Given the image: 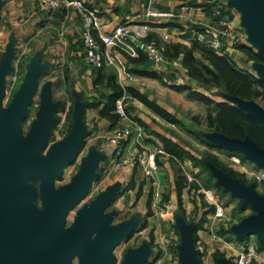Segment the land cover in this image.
Returning a JSON list of instances; mask_svg holds the SVG:
<instances>
[{"label": "crops", "instance_id": "1", "mask_svg": "<svg viewBox=\"0 0 264 264\" xmlns=\"http://www.w3.org/2000/svg\"><path fill=\"white\" fill-rule=\"evenodd\" d=\"M1 2L0 54L2 60H7L2 79V94L5 95L7 88L8 98L12 101L22 88L30 85L32 89L18 123V131L20 132V126L28 120L26 125L29 129L23 135L24 138L28 137L31 126L44 106L49 107L52 118L46 135V148L68 138L76 129V124H79L80 144L74 157L61 165L60 177L76 161L77 171L74 176L82 166L91 163L93 177L82 199L90 192L95 194L92 202L102 195L110 194L101 216L108 220L106 228H124L116 245L130 241L149 228L148 238H142L136 246L130 245L128 252L140 251L142 264H178L183 236L190 235L198 222L203 220L200 229L196 230L194 250L199 257L198 263L202 264V258L213 259L212 262L232 263L238 252L235 254L233 251L235 256L232 255L229 260L223 252L231 249V241L235 245L244 244L246 247L245 243L251 236L244 238L243 243V240L237 241L232 233L219 236L217 232L219 229L231 232L230 227L243 218H237V212H225V208L219 203H210L212 198L210 194L205 196L207 191L204 189L183 188L179 195L180 202L177 203L173 170L167 156L157 153L160 151L158 137L179 143L173 139L177 132L174 128L177 127L158 118L127 95L117 100L123 104L126 117L118 118L114 126L100 114L112 83L122 89L131 88L164 110L153 101L155 97L147 93L154 88L155 83L166 84V80H173L169 69L147 62L140 42L133 43L125 37H113L109 45H104L98 41L97 34L112 36L118 25H123L131 33L137 30L136 27L145 25L149 38L160 42L165 37L164 45L179 43L188 46L197 33L210 35L211 31L207 30L215 29V21L209 14L208 7L221 2L222 10L228 12L224 16L229 19L236 42L231 44L229 39H221L220 53L230 58L239 69L257 77L256 62L247 59L238 49L244 47L255 53L251 35L243 26L239 11L230 6L228 0H88L86 6L96 12L98 19V29L93 32V36L103 59L102 67L93 70L84 61L79 43L81 19L74 8L65 6L49 10L42 7L39 0ZM183 5L188 8L189 20L173 17L178 15L179 7ZM147 11L173 16L147 17ZM178 70L186 76L180 65ZM190 83L192 84L191 81ZM167 84H170L171 89L175 86V83ZM56 91L63 98H53ZM141 106L152 116L150 124L137 114V108ZM124 123H135L137 126H132L140 129L141 137L137 138L136 129H133L120 145L122 158L135 157V163L116 167L114 147L105 142L104 135L112 128L126 125ZM150 156L155 166L152 178L144 175ZM181 168H186L189 175L195 174L196 168H190L188 162H183ZM188 174H185L187 182L190 181ZM217 205L222 210V217L214 215ZM120 210L128 212L129 217L113 223ZM162 214H165L166 221L162 219ZM226 238L232 240L226 241ZM254 240L256 244L255 237ZM215 252L221 256L212 258Z\"/></svg>", "mask_w": 264, "mask_h": 264}, {"label": "water", "instance_id": "2", "mask_svg": "<svg viewBox=\"0 0 264 264\" xmlns=\"http://www.w3.org/2000/svg\"><path fill=\"white\" fill-rule=\"evenodd\" d=\"M229 5L238 8L242 14L243 26L251 35L258 60L264 63V0H228ZM7 60L0 63V98L2 79ZM256 75L264 81V67L256 64ZM31 86L22 88L15 95L5 111H0V142L3 166L0 169V264H66L89 238L99 231L98 237L87 247L80 264H112L108 256L124 228L105 227L108 220L102 217L110 194L102 195L78 212L76 224L59 234L67 211L86 194L93 177L92 165L87 163L72 178L64 189L54 192L50 184L40 189L45 208L37 217L33 207L23 209L22 204L30 202L33 190L22 186L26 178L51 181L60 179V167L72 159L80 144V130L77 123L74 132L63 141L46 148V135L52 123L50 109L44 106L38 119L31 126V133L21 140L18 123L25 111ZM252 116L264 129V111L253 103L228 100ZM208 136V135H207ZM207 139L236 151L245 159L264 171V151L253 142L244 139H228L211 134ZM44 152L42 157H37ZM45 155V156H44ZM211 170L216 181L228 191L230 197L241 202V208L249 207L254 214L230 227L237 241L254 236L258 243L264 240V194L257 196L252 186L245 187L216 170ZM225 261H216L224 264ZM123 264H142L140 251L128 252ZM178 264H199L190 235L183 236L178 253Z\"/></svg>", "mask_w": 264, "mask_h": 264}, {"label": "trees", "instance_id": "3", "mask_svg": "<svg viewBox=\"0 0 264 264\" xmlns=\"http://www.w3.org/2000/svg\"><path fill=\"white\" fill-rule=\"evenodd\" d=\"M1 1L2 0H0V6L2 4ZM227 14V11L224 12V10H222L221 17ZM145 40L157 42V40L149 37H146ZM238 49L247 59L259 61L256 54L250 49L244 47H238ZM164 55L170 60H176V62L180 64L192 84L197 85L206 92L214 90L212 93L216 97L219 95L220 100H213L191 89L189 86H172L174 91L178 93L186 92V98L188 100L195 101L205 108L204 116L200 122L203 133L207 135L215 134L228 139H247L264 151V129L262 126L245 110L238 107V105L229 104L228 102V100H232L236 102L253 103L262 109L260 105H264L263 80L239 69L226 55L218 54L205 48L196 41L191 40L188 46L179 43L166 44L164 45ZM1 61L2 56L0 54V63ZM109 91V94L106 96V103L100 111V114L101 117L108 120L111 126H114L118 120V117L113 113L115 102L123 95H127L140 102L166 123L182 128L186 135L194 139L199 145L204 146L206 150H214L226 157L235 156L241 161L244 160L238 152L216 145L206 137L201 136L199 131L183 128V125L172 115L155 105L154 102L148 101L144 95L131 88L122 89L112 83L109 85ZM192 120L195 121L196 118L193 117ZM158 140L160 143V151L163 155L167 156L168 163L174 173L173 183L177 203L180 202V191L185 187L194 190H212L217 192L220 196L228 194V191L224 190L216 181L208 166H210L212 170H216L226 177L237 181V183L245 185L242 174L234 172L224 166L213 154L204 152L200 157H195L190 153L189 149L184 148L183 144L180 142L178 144L173 143L163 137H158ZM183 162H188L190 168L197 169L195 174H191V181L189 182H187L185 173L181 168ZM201 206H203V203H201ZM246 208L248 207L242 209ZM209 211H212V207H210ZM236 212L239 211L236 210ZM202 222L203 220L199 221L190 233L193 248H195L196 230L200 229ZM223 233L231 234L229 230L225 231L219 229L217 235L220 236ZM225 240L231 241L232 239L226 238ZM244 242L245 240L243 239V243ZM256 247L257 251H262L264 249V240L261 243L257 242ZM215 256L220 257L221 255L219 253H214L213 257ZM197 259L199 261V257H197ZM214 264H216V261H214ZM224 264H227V262H224ZM249 264H254V261H251Z\"/></svg>", "mask_w": 264, "mask_h": 264}, {"label": "rangeland", "instance_id": "4", "mask_svg": "<svg viewBox=\"0 0 264 264\" xmlns=\"http://www.w3.org/2000/svg\"><path fill=\"white\" fill-rule=\"evenodd\" d=\"M219 3H221V2H219ZM210 7L211 6L208 7V10H209V14L211 15ZM236 9H237V11H239L238 8H236ZM221 12H222V10H221ZM239 13L241 15L240 17H242V14L240 11H239ZM211 17L215 21V18L212 15H211ZM220 17H221V15H220ZM222 17L226 18L225 16H222ZM226 21L228 22L229 19L226 18ZM207 31L212 32L213 30L208 29ZM195 37H194L193 41H196ZM165 41L166 40L161 38L160 42L159 41L156 42L157 45L162 49L163 55H164V44L163 43ZM254 51H255V53H261V51H259L258 48H254ZM165 58L170 62V66L165 67V68L169 69V74L173 77L174 81L173 80L172 81L166 80V84L165 83L164 84L155 83L154 88L149 89L148 90L149 92L147 94H149L153 98L155 97L154 98L155 100H153V101L158 103L162 108H164V110H166L171 115L176 117L177 120L183 125V128L197 130V131H199L201 136L206 137V138L207 137L210 138L211 134H209L207 136L206 133H203L202 126L200 125L201 119L205 113V108L195 101L188 100L186 98V92L176 93V92L172 91V89L169 87L170 84H167V83H175V86H189V85L191 86L192 84L190 83L189 78L186 77L185 74H182L181 72H179L178 69H179L180 64L178 62H176V60L175 61L170 60L166 56H165ZM255 62L258 66L264 67V63L262 61L259 60V61H255ZM53 75H55V73ZM174 75H175V77H174ZM191 89L196 90L197 92L201 93L202 95H204L206 97H210L213 100H220L219 95H218V97L213 95L212 92H214V90H212L211 92H206L205 90L201 89L200 87H198L195 84H193L191 86ZM8 95H9L8 90L6 88L5 95L2 94V96L0 98V111H5L8 107V105L11 103L10 102L11 100H10V98H8ZM53 98L58 100V99H61L63 97H62V94L59 93V91H56L53 94ZM260 106L262 107V110L264 111V105H260ZM32 112L33 111H31V113ZM137 114L140 115L139 116L140 118L141 117L144 118L145 121L150 124V119H152L151 118L152 116L148 112H146L142 108V106L140 108H137ZM125 117H126V115H125V111H124V117H122V118H125ZM193 117L196 118L195 121L192 120ZM27 121H25V123H23V125L20 126L21 134L18 131V135L21 138V140L24 139L23 135L26 134V132L29 129V126L26 125ZM157 121H159V120L157 119ZM124 124H126V125L120 126V127H118V129L123 128V127H127L132 132L133 129H136L132 125L137 126L135 123H131V125H130V123L129 124L124 123ZM114 129H117V128H112L111 130H114ZM161 129H164V127L161 126ZM111 130H109V131H111ZM138 130L140 131V129H138ZM174 130L177 132L174 133L173 139H175V140H177V142H180L181 144H183L184 148L189 149V151L192 155H194L195 157H200L201 154L204 152L213 154L224 166H226L227 168L231 169L234 172H237V173H240L243 175L244 181H245V185H244L245 187L252 186L253 191L257 196H259V197L263 196L264 185H255L252 181L253 174L256 173L257 171H259L260 169H258L256 166H254V164H252L247 159H245L242 154L239 153L244 158L243 161H241L239 158H237L235 156L226 157L223 154L216 152L214 150H206V148L204 146L199 145L194 139H192L191 137L186 135V133L183 131L182 128L177 127V128H174ZM130 134H129V136H130ZM209 141H211V140L209 139ZM213 143H215L216 145L222 146L221 144H219L217 142H213ZM120 145H121V143L119 144V147L121 149ZM157 153H161V151H157ZM43 154H44V152L41 155H38L37 157H42ZM120 158L121 159L132 158L133 163H135V160H136V158L132 157V156H127L124 158H122V156H120ZM2 159H3L2 146H1V142H0V169L3 166ZM77 163L78 162L76 161V163L74 165L67 167L64 170L63 175L58 180L45 181V180H40L38 178H32V177L24 179L22 181V186H25V187L32 189L34 197L30 202L22 204L23 209H26L28 207H33V216L37 217L38 212L45 208V203L43 202V200L40 196L41 187L44 185L50 184L55 193L61 189L66 188L71 183L72 178H73L75 172L77 171ZM154 170H155V168H154ZM183 171L185 172L186 175L188 174V171L186 170V168H184ZM196 171H197V169H195L194 173H196ZM189 178L191 181V174L189 175ZM204 190L207 191V193H205V196L210 194V196L212 198L210 200V203H212L213 201L216 203H219L223 208H225V212L230 213L232 211L236 212V210H238L239 212H237V214H236L237 218L242 217L244 219V218H247L253 214V211L248 206H247L248 208L242 209L241 208V202L238 199H234V198L230 197L229 193L220 196L215 191L207 190V189H204ZM94 195L95 194L93 192H90L84 199L79 200L76 204H74L67 211V213L64 217V223H63V225L59 231V234L64 233L66 230H68L70 227H72L73 225L76 224L78 212L83 207L91 204V202L95 198ZM128 215H129L128 212H123L122 210H120V213H117V216L115 217L113 223H118L122 220H125L126 218L129 217ZM164 215L162 214L161 217L164 221H166L167 219ZM148 231H149V228L145 229L144 231H141L139 235L135 236L130 241H128L126 243L122 242L116 246H113L110 249L109 254H108V256L112 257V259H113L112 264H123L124 260H125V256L128 253V250L130 248L129 246L130 245L136 246L137 244H139V242L142 240V238H146V237L148 238V233H149ZM99 233H100L99 231L92 232L91 235L89 236L88 240L80 248H78L76 253L70 259H68L66 264H80L81 257L84 255L87 247L98 237ZM254 241H255L254 237L251 236V237H248V240L246 241V243L244 242L245 246H246L245 249L247 250L248 253H250L249 263L251 261H254V264H264V249L262 251H257V247H256V244L254 243ZM231 242H232L230 244L231 249H229V250L226 249L225 252H223V254L225 255V258H228V260L232 255L235 256L236 252H238V254H239V248H238L239 245H235V243H233V241H231ZM243 245L241 244V246H243ZM237 248H238V250H236ZM233 251L235 252V254L233 253ZM215 253H218V252H215ZM238 254H237V256H238ZM213 255H214V253L212 254V258H214ZM235 259L236 258L233 257L234 261H235ZM212 260L213 259H209V260H205V259L203 260V258L201 259L202 264H214V261L212 262ZM233 262L232 263L227 262V264H234Z\"/></svg>", "mask_w": 264, "mask_h": 264}, {"label": "built area", "instance_id": "5", "mask_svg": "<svg viewBox=\"0 0 264 264\" xmlns=\"http://www.w3.org/2000/svg\"><path fill=\"white\" fill-rule=\"evenodd\" d=\"M88 0H39L42 7L49 10L59 9L61 7H72L76 10L81 19V31L79 34V43L84 55V61L87 66L93 70H98L103 65V59L99 52L98 43L93 36V32L98 29V19L96 17V12L89 9L87 5ZM187 6L183 5L179 8V13L177 16L170 14H157L152 11H147L145 16L147 17H177L183 20H189L190 16L187 13ZM222 10V3L216 2L210 7L211 15L215 18V29L209 34L198 33L195 40L205 48H208L218 54L220 53V48L222 46L221 39H229L230 43L236 42L233 39L232 28L226 21V18L220 17ZM136 31L128 32L123 25H118L112 36L97 34V39L104 45H109L113 37H125L129 42H140L142 46V53L146 61L154 66L169 67L170 62L165 58L162 53V49L153 40H145L147 35V27L145 25H140L136 27ZM166 39L165 37H163ZM223 55V54H222ZM113 113L119 118L124 117L123 104L117 101L114 105ZM130 129L123 127L120 129H114L109 131L104 135V140L108 145L114 147L113 157L115 158L114 166L118 167L125 164H134L132 158L121 159V149L119 144L125 141L129 134ZM137 138L141 137V133L138 129L135 130ZM154 164L152 157L150 156L147 160V166L144 171L146 177L152 178ZM252 181L255 185H264V171L259 170L253 174ZM214 215L216 217H222V210L219 205L215 206ZM250 258V253L247 252L244 246L239 247V254L236 257L234 264H248Z\"/></svg>", "mask_w": 264, "mask_h": 264}]
</instances>
